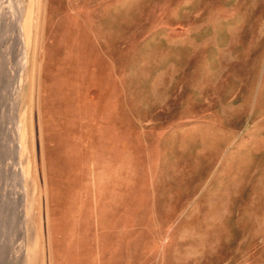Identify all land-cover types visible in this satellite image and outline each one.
<instances>
[{
	"label": "rangeland",
	"instance_id": "rangeland-1",
	"mask_svg": "<svg viewBox=\"0 0 264 264\" xmlns=\"http://www.w3.org/2000/svg\"><path fill=\"white\" fill-rule=\"evenodd\" d=\"M0 124V264H264V0H0Z\"/></svg>",
	"mask_w": 264,
	"mask_h": 264
},
{
	"label": "bare ground",
	"instance_id": "bare-ground-1",
	"mask_svg": "<svg viewBox=\"0 0 264 264\" xmlns=\"http://www.w3.org/2000/svg\"><path fill=\"white\" fill-rule=\"evenodd\" d=\"M16 25H18V26H21V24H20V17L18 18V19H16V21H15V26ZM17 83H18V81H17ZM14 115V114H13ZM11 119V118H10ZM13 121V120H12ZM10 122H8V124H9ZM13 123V122H12ZM7 125V124H6ZM11 126H13V125H11ZM3 127H5V126H2L1 124H0V132H2V131H4V129H3ZM15 127V126H14ZM17 127V126H16ZM7 128V127H6ZM20 128V127H19ZM10 129V128H9ZM15 129V128H14ZM7 130V129H6ZM10 131H12L13 133H14V131L12 130V128L10 129ZM10 131H7V135H9L8 133L10 132ZM16 131V130H15ZM19 131V130H18ZM18 131H16V132H18ZM3 133V132H2ZM6 135V136H7ZM1 136H2V134H1ZM13 135H11V137H12ZM15 137V136H14ZM2 138V137H1ZM1 138H0V140H1ZM13 139V138H12ZM16 140V139H15ZM13 141H14V139H13ZM1 145V144H0ZM5 146H6V144H4ZM16 146V148L17 147H19V145H15ZM1 147V146H0ZM6 147H8V146H6ZM4 148V147H3ZM1 149V148H0ZM7 149V148H6ZM13 149V148H12ZM16 153V152H15ZM1 155V154H0ZM12 155V154H11ZM10 155V156H11ZM17 156V155H16ZM13 157H15L14 155H13ZM2 159V158H1ZM15 160H16V158H15ZM1 162H2V160H1ZM3 164H4V162H3ZM7 164V163H6ZM14 164H15V161H14ZM13 165V164H12ZM1 167V166H0ZM6 168V167H5ZM3 170H5L4 168H3ZM1 171V170H0ZM13 171H15V170H13ZM12 170H11V173L13 172ZM10 172V171H9ZM3 173V172H2ZM5 173V172H4ZM14 174H16V172L14 173ZM6 176H7V174H5V176H3V177H5L6 178ZM15 176V175H14ZM1 177V176H0ZM8 178V177H7ZM10 179V178H9ZM2 180V179H1ZM0 180V181H1ZM4 180V179H3ZM6 182H7V180H6ZM6 182H4L5 183V185H7L6 184ZM1 185H2V183H1ZM12 185V184H11ZM2 187H4V186H2ZM1 187V188H2ZM12 186H10V184L8 185V187L6 188V190H5V192H4V199H5V201L9 204V202H10V200H11V197H15V194H17V191H15V190H12V189H10ZM3 189V188H2ZM1 189V190H2ZM23 191V190H22ZM3 194V193H2ZM19 194H20V192H19ZM18 194V195H19ZM24 194H25V192H22L21 193V195L20 196H23L24 197ZM19 196V197H20ZM25 196H26V194H25ZM1 197V196H0ZM18 197V198H19ZM16 198H17V196H16ZM17 198V199H18ZM22 198V197H21ZM26 198V197H25ZM14 199V198H13ZM12 199V200H13ZM2 201V200H1ZM4 201V202H5ZM16 201V200H15ZM3 202V201H2ZM13 202V201H12ZM19 203H21V202H19ZM24 203V202H23ZM12 205V204H11ZM24 205V204H23ZM3 206V205H2ZM6 206V205H5ZM10 206V205H9ZM16 206H18L17 204H16ZM5 209H6V207H5ZM14 209V208H13ZM9 210V209H8ZM12 210V209H11ZM13 211V210H12ZM15 211V210H14ZM18 211H19V209H18ZM1 212H2V210H1ZM3 213V212H2ZM8 213V212H7ZM10 214V213H9ZM12 214V213H11ZM8 215V214H7ZM14 215H16V214H14ZM9 216V215H8ZM5 217H6V215H5ZM6 218H8V217H6ZM15 219V218H14ZM5 221H6V219H5ZM12 221H13V218H12ZM8 222V221H7ZM1 226V225H0ZM4 237V236H3ZM5 249V248H4Z\"/></svg>",
	"mask_w": 264,
	"mask_h": 264
},
{
	"label": "crops",
	"instance_id": "crops-1",
	"mask_svg": "<svg viewBox=\"0 0 264 264\" xmlns=\"http://www.w3.org/2000/svg\"><path fill=\"white\" fill-rule=\"evenodd\" d=\"M22 18V17H21ZM20 21H21V19H20ZM23 35H24V31H23Z\"/></svg>",
	"mask_w": 264,
	"mask_h": 264
}]
</instances>
